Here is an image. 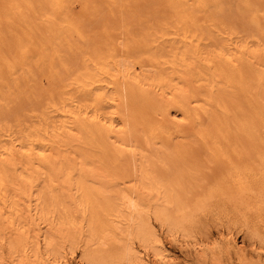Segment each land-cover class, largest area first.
Listing matches in <instances>:
<instances>
[{"label":"bare ground","instance_id":"6f19581e","mask_svg":"<svg viewBox=\"0 0 264 264\" xmlns=\"http://www.w3.org/2000/svg\"><path fill=\"white\" fill-rule=\"evenodd\" d=\"M184 1L170 0V4L165 0L167 4H162H170L169 8L163 6L167 10L165 14L172 13L174 19H170L174 22L169 23L170 15L165 19L163 11L164 21L171 25L159 18L160 25H164L161 27L157 23L160 30L153 31L150 22L153 26L147 25L148 33L151 28L150 34L143 24L144 32L142 35L138 32L139 36L137 31L131 33L129 27L132 25L134 29L142 23L136 21L137 25L129 23L127 26L125 18L119 16L124 15L119 11L124 8L126 0H0V137L3 135L0 138V264H65L60 253L64 243L81 251L83 261L80 264H137L141 254L143 257L151 254L153 264L165 263V255L159 256L156 251L160 241L152 221L170 230L183 231L192 223L194 214L208 203L203 196L202 200H197L201 201L200 204L196 201L192 207L188 205L193 179L198 182L195 183L197 188L204 183L206 176L200 169L201 162L195 161L196 156L191 155L194 147L186 135L179 134L181 124L190 131L194 129L196 137L205 146L212 148L216 143L208 144L207 139L220 137L219 144L227 148L222 150L223 155L220 154L225 175L214 190L210 189L212 196L223 199L236 211L243 210L235 213L254 232L257 229L247 220L246 214L250 212L247 210L252 209L264 221V184L261 185L260 181L264 183V149L252 152L255 158L251 159L247 149L245 151L247 145H244L255 142L264 145V6L259 7L255 0H238L240 10L237 13L247 19H236L245 22L247 27L251 26V30L244 33L243 27L238 29L233 23H227L234 15L231 4L237 0L234 3L230 0L231 4L228 1L231 9L225 14L232 15L229 18V15L222 14L225 12L222 0H192L190 5ZM210 2L214 6L211 7ZM73 3L77 5L78 14L73 11ZM150 4L146 5L152 10ZM162 4L159 3L161 7ZM117 6L119 10L114 9ZM171 6L172 12L168 11ZM214 7L221 9L219 18L224 16L223 20L216 19L218 12L212 11ZM137 8L134 9L136 12ZM103 9L107 18L119 13L121 24H127L123 23L125 27L120 24L124 38L121 40L125 43L113 37V30L117 29L113 23L109 25L106 20L108 24L103 22L104 25H100V19H97L99 24L95 26L96 18L104 17L99 15L103 14L100 13ZM114 10L118 11L115 15ZM150 12L146 13L150 15ZM93 20L95 23L90 26ZM239 20H235L237 25L241 24ZM172 26L174 39L181 35L176 37L180 40L175 41L178 44L168 38ZM150 36L157 38L149 39ZM164 36L172 42L160 38ZM135 38H139L138 41ZM86 44L93 49L89 51L92 52L91 58L86 59L89 52L83 51L86 58L73 62L80 57L77 53ZM128 46L135 50L131 51ZM100 49H104L102 53ZM74 53L78 57H71L74 60L70 58L67 62L69 55ZM64 54H68V59ZM79 54L82 56V52ZM76 62H82L81 68L78 65V69H70L69 66H76L73 64ZM39 63L43 72L60 66L59 74L55 68L52 71L48 80L50 85L66 71V75L63 73L65 78L62 77L68 83L66 85L72 81L70 84L74 88L79 84L82 89H75L76 99L70 96L74 95L73 92L67 95L68 104L73 108L75 105L71 109V113L74 112L71 120L66 117L62 123L57 119L58 124L55 121L49 125L42 120L43 127L36 123L39 127L30 128L22 126L26 121L20 122L23 115L17 109L24 103L21 105L16 100L30 95L27 90L23 92V82L21 90L27 96L18 92L21 91L19 80L27 82L31 94L41 92L39 78L36 79ZM31 65L35 74L30 71L33 69H30ZM46 66L49 69H45ZM32 74L36 75V81ZM43 74L38 75L44 80ZM47 78L45 76V82ZM46 85L49 89V84ZM43 88L45 93L46 86ZM48 92L45 97L51 94ZM58 94L61 100L56 98V105L54 100L48 104V99L44 101L45 105L52 109L54 105L60 107L57 102L62 103L66 94L64 91ZM38 95L32 97L37 101ZM22 96L24 98H20ZM14 100L16 105H13ZM33 100L27 104L31 102V105ZM14 106L19 116L11 108ZM86 107L91 108L94 117L81 116L82 108ZM76 108L83 111L81 117ZM61 110L62 106L58 112ZM12 114L22 118L13 119ZM25 115L28 121L31 120ZM202 120L207 123L197 126ZM18 131L20 136L23 135L20 141ZM171 135H174V142H171ZM175 136L179 137H176L178 142L180 138L186 140L182 139L179 144ZM34 144L37 148L41 145L40 151L36 148L38 152L31 151ZM89 144L95 145L96 153L90 152L92 147L86 152ZM38 184H42L41 189L38 187L40 190ZM89 208L97 209L93 211L95 214L88 212ZM80 210L95 218L87 223L86 230L75 219ZM36 229L40 231L38 235ZM4 249L7 250L6 256Z\"/></svg>","mask_w":264,"mask_h":264},{"label":"rangeland","instance_id":"374dc122","mask_svg":"<svg viewBox=\"0 0 264 264\" xmlns=\"http://www.w3.org/2000/svg\"><path fill=\"white\" fill-rule=\"evenodd\" d=\"M127 2H124L125 3V6H124V8L122 9V10H120L119 12H120V14H122V13H124V15H119L123 20H124V18H125V22H127L128 23V25L125 23V22H123V23H125L127 26H129V23H130V25H131V23H133V25H137L136 24V21H137V23H142V24H138L139 25V27H138V25L136 26V27H134V29H133V26L131 25V27H129V29L132 31L131 33H136V31H137V33L138 32H140L141 33V35H142V33L144 32L143 30L144 29H142V28H145V26L144 25H149L150 24V22H151V24L154 26H152L151 24H150V26L149 27H153L152 29H153V31L154 30H158L159 28H161L162 26H164V25H160L161 23H160V21L162 20V18H163V20L162 21H164V17H165V19H167L168 18V14L170 13V12H168V14L166 15L165 13L167 12V10H166V8H169V6H170V0L168 1L170 4H169V6H167L166 4L168 3L167 2V0H166V2H164L165 0H152V2H154V4L156 3V5H154L152 2H150L149 0H126ZM149 1V2H148ZM157 1V2H156ZM173 1V0H172ZM175 1H177V0H175ZM179 1H184V0H179ZM221 1V0H220ZM224 1V2H223ZM228 1L230 2V4L233 2L234 3V1L235 0H233L232 2L230 1V0H222V2H221V4L223 5V3H225L224 5H223V8L222 9H224L225 8V10H223V11H225L224 13H222V11H221V9H219V8H217V9H219V10H217L215 7H214V9L213 8H211V9H213L212 11H214V13H216L217 14V12H218V15L217 16H215L216 17V19L218 18V19H220V20H223V18H224V16H228V15H226L225 13L227 12L228 13V10L229 9H231V8H229V7H231V5H233V7H232V10L234 11V15L236 16H234L233 15V17H231L230 15L228 16V18L229 17H231V18H229V20H230V22H228L227 21V23H230V24H232V25H235L236 27H238V29L240 28V27H243V29H245L244 30V33H248V31H250L251 30V26L249 27H247V26H245V22H241V20H239V19H236V18H241L242 20H244V21H246V19H247V17L246 18H244L245 16H243L241 13H237V11H239L240 10V8L238 7L239 6V4H238V0H237V3H234V4H231L230 6H229V3H228ZM130 2H134V4H132V3H130ZM160 3V5L162 4V3H166L165 5L164 4H162V7L163 6H167L166 8H164V10H163V8L159 5V3ZM184 2H186V0L184 1ZM255 3H257V5L260 7H262V6H264V0H255L254 1ZM127 3L129 4V5H127ZM150 3H152V5L150 4ZM158 3V4H157ZM192 3V0H187V2H186V4H188V5H190ZM211 3V7L212 6H214V4L212 3V2H210ZM227 3V4H226ZM262 3V4H261ZM74 5V7H73V11H74V13H77V9H76V3H73ZM146 4H150V6H152V10H150V7H148ZM238 4V5H237ZM261 4V5H260ZM143 5V6H142ZM153 5H154V7H153ZM235 5V6H234ZM119 6V5H118ZM118 6L117 7H115L114 9H116V10H119V8H118ZM156 6V7H155ZM220 6V5H219ZM100 7H101V10H102V8H103V6L102 5H100ZM138 7V8H137ZM145 7V8H144ZM222 6H220V8H221ZM228 9H227V8ZM236 7H238V10H237V8ZM136 8L138 9V12H136L135 10H136ZM155 8L157 9V10H155ZM171 9L170 10H168V11H171L172 10V6L170 7ZM234 8H235V10H234ZM135 9V10H134ZM75 10H76V12H75ZM140 10V11H139ZM124 11H126V13L124 12ZM132 11H133V13H134V15H133V13H132ZM150 12V11H152V12H150L151 14H152V17H153V19L152 20H150L151 18H150V15H148L146 12ZM154 11V12H153ZM155 11L157 12V13H159L158 15H157V13H155ZM163 11H164V15H162L163 14ZM211 11V13H213ZM215 11H217V12H215ZM115 12H118V11H115L114 10V15H115ZM127 12H129V14H127ZM141 13V15H136V14H138V13ZM172 12V11H171ZM219 12L220 13H222L224 16H222V18H219L220 16H219ZM230 12V11H229ZM100 13H103V14H99L100 16L102 15V16H104V17H100L99 18V16L96 18V21L98 22H96V24H95V26H98L97 24H99V20H97V19H100V25H104V23L103 22H105V24H108L107 22H109V25H112L111 23H113L114 25L113 26H116L117 27V29H116V31L115 30H113L114 32H115V34H113V37H116V38H119V41L121 40V39H124V38H122L123 37V32L121 33V28H120V26L121 25H123L124 26V24L122 23L121 24V22L119 21V19L121 20V18H119V16H118V14L119 13H117L116 15V17H114V16H109L108 18H107V16L108 15H105L106 13L104 12V9H103V11H101ZM132 13V14H131ZM230 13H232V12H230ZM78 14V13H77ZM216 14H214V15H216ZM240 15V17H238V15ZM136 17L135 19L132 17ZM170 15V14H169ZM171 15H173L172 13H171ZM171 15L169 16V18H168V20H170L169 21V23H171L172 24V22H174L173 20H171V19H174L173 18V16L171 17ZM242 15V16H241ZM129 16V17H128ZM148 18H146V17ZM154 16H157V18L156 17H154ZM159 16V17H158ZM164 16V17H163ZM102 18H104V19H102ZM112 18V19H111ZM113 18H115V19H113ZM119 18V19H118ZM156 18V19H155ZM161 20H160V19ZM171 18V19H170ZM214 18V17H213ZM235 18V19H234ZM244 18V19H243ZM129 19H134L133 21L132 20H129V22H128V20ZM147 19V20H146ZM156 21H155V20ZM233 19V21L234 22H231V20ZM104 20V21H103ZM106 20H107V22H106ZM118 20V21H117ZM146 20V21H145ZM150 20V21H149ZM158 20H160V21H158ZM227 20V19H226ZM225 20V21H226ZM235 20H239L240 21V23L242 24V26H241V24H239V21H238V24L239 25H237L236 23V21ZM147 21H149V23H147ZM158 21V22H157ZM166 22H167V24L168 25H171V24H169L168 23V21L167 20H165ZM163 22V23H166V22ZM172 21V22H171ZM176 21V20H175ZM120 22V23H119ZM88 23H89V21H88ZM93 23V25H94V20H93V22H90V26H91V24ZM101 23H103V24H101ZM145 23H147V24H145ZM157 23H159V25L161 26H157V27H159L158 29H157V27H156V25H158ZM235 23V24H234ZM118 26H117V25ZM121 24V25H120ZM144 24V25H143ZM244 24V25H243ZM174 25H176V23L174 24ZM248 25V24H247ZM126 26V27H127ZM143 26V27H142ZM125 27V26H124ZM97 28V27H96ZM119 28H120V32H118V30H119ZM139 28H141V29H139ZM151 28H149V33H148V26L145 28V30H147V33H148V35L150 34V30H151ZM170 28H174V26H172V27H170ZM169 27H168V29H170ZM170 30V34L172 33V31H174V33H173V35L175 36V30L173 29V30ZM95 30V29H94ZM141 30V31H140ZM160 30V29H159ZM143 31V32H142ZM153 31L151 32V33H153ZM155 31V32H156ZM113 32V33H114ZM119 34H118V33ZM154 32V34H157V32L155 33ZM158 32H160V31H158ZM241 32H243V31H241ZM117 33V34H116ZM139 34V33H138ZM138 34H135V36L137 35V37H138ZM168 34V38H170L171 40H173L174 42L175 41H177V39L181 36L179 33H177V30H176V34H179V35H177V36H179L178 38H176L175 37V39H174V37H173V35L171 34ZM121 35V36H120ZM171 37H170V36ZM139 36H140V34H139ZM167 36V35H166ZM166 36H164V37H160L161 39H163V38H166V40L167 41H170ZM154 37V36H153ZM153 37H149V39H151V38H153ZM155 38H157V37H155ZM155 38H153V39H155ZM137 39H139V38H137ZM136 38L134 39V40H137ZM126 40V39H125ZM156 40V39H155ZM157 40H160L159 39V37H158V39ZM179 40V39H178ZM123 40H121L120 42H122ZM138 41V40H137ZM180 41V40H179ZM124 42V41H123ZM126 42V41H125ZM124 42V43H125ZM170 42H172V41H170ZM178 44V42H175L174 44ZM85 46V45H84ZM83 45H82V47H81V49L79 50V53H81L82 52V56H81V54H79V53H77L80 57H78V56H76V53H74V54H71V55H69V59H68V54H67V56L65 57L66 59H68V60H66L67 62L68 61H70L71 59H73V58H71V57H74V58H76V57H78V58H76V60H74L73 62H75V61H77V59L79 60V61H82L81 60V57H84L85 55H84V53H86V51L87 52H89L92 48L90 47V45H88V44H86V46L84 47ZM128 48L132 51V49H134L133 47H129L128 46ZM85 49V50H84ZM93 50V49H92ZM91 50V51H92ZM104 49H100V51H101V53H102V51H103ZM135 50V49H134ZM83 51H85L84 53H83ZM91 53L92 52H89L87 55H86V57H84V58H86V59H88V58H91L90 56H91ZM103 55V54H102ZM71 58V59H70ZM84 58H82V59H84ZM101 59H103L102 57H101ZM65 60V59H64ZM66 62V63H67ZM72 62H70L69 63V65L71 64ZM77 64H75V63H73L74 65H76V66H69V68L70 69H75L76 70V68L78 69V65H80L79 66V68H81V63L82 62H76ZM56 64H58V63H56ZM68 64V63H67ZM72 64V65H73ZM32 65L34 66V68H36V67H38V68H36L38 71L36 72V70H34V68L32 67ZM31 66H30V69H32V70H30L31 71V73L33 72L34 74H35V72H36V79H38V82L40 83L39 85H41V87L38 85V82H35L39 87H40V90H41V92L39 93V95L37 94L38 93V91H36L35 92V94L36 95H38L40 98H41V100L39 99V97L37 98V101H36V99L34 98V97H32V96H36L35 94H31L29 91V89L30 88H28L27 89V86H28V84H27V82L25 81H21V80H19V83H21V82H23L24 84L23 85H25L24 86V89H25V91H23V90H21L22 88L21 87H23L22 86V83H21V85H20V87L18 86V88H20L19 90H21V91H18V92H20V94H22L24 97H26L28 94H30L29 96L31 97H27V98H25V99H21V100H16L17 102H19V103H21V105L24 103V105H22L21 106V108H18V109H25L24 111H25V113L27 114V116L29 117V119H31V120H29L28 121V119H26L27 117H26V115H25V113H24V111H19L18 109H17V111L18 112H22L21 114L23 115L22 117H23V119H21L20 120V122H22L23 121V123H24V121H26L25 123L26 124H24V125H22V126H27L28 125V127H30V128H34V127H37L38 126V124L40 125V126H42L43 127V125L44 124H41L42 123V120H44L43 121V123L45 122L47 125H49L50 123H55V121H57V123L56 124H58V120L57 119H61L62 121V123L64 122V121H66L65 119H67V118H69V120H71V117L73 118L74 116H72L73 114L72 113H74V112H72L71 113V111L75 108V105H74V108H73V106H70L71 104H68V102H69V99H67V95L69 94V93H74V95L73 94H70V96L71 97H75L76 96V93H75V89L77 88V89H82V84H80V86H81V88L79 87V84H78V82L76 83V84H78V86H76V88H74L73 86H72V84H73V82L71 81V82H69V85H66V84H68V83H66V81H65V79H62V77H64V74H65V72H63V73H61V75H59L58 77H60L61 76V78L59 79L60 81H58V77L56 78L57 79V81L54 83H52V85H50L51 83H50V81H49V83H48V80H50V78L52 77V71L54 70V68L56 69V70H54L55 72H57V71H59L58 70V66L59 65H57V67H54V68H51L50 70H46V72L44 71L43 72V70H42V65H41V63H39L37 66L36 65H34V64H32ZM36 66V67H35ZM49 66V65H48ZM48 66H46V68L45 69H49V67ZM60 67V66H59ZM76 67V68H75ZM42 71V72H41ZM48 71H51L50 73L48 72ZM62 71H64V70H62ZM61 71V72H62ZM39 72H41V73H44L43 74V77H44V80H45V76L47 77L48 76V78H47V80H46V82L41 78L40 79V77L41 76H39L38 74H41V73H39ZM46 73V74H45ZM47 73H48V75H47ZM58 73V72H57ZM52 74V75H51ZM59 74V73H58ZM33 75V74H32ZM45 75V76H44ZM66 75V74H65ZM35 76L33 75V80L34 81H36V79H34L35 78ZM55 76V75H54ZM53 76V77H54ZM67 76H68V74H67ZM72 76H70V78H71ZM65 78V77H64ZM67 78V77H66ZM53 79V78H52ZM55 79V78H54ZM32 80V81H33ZM66 80H69V79H66ZM33 81V82H34ZM53 81H55V80H53ZM61 81H63V82H61ZM30 82H31V80L30 81H28V83H29V86H30ZM60 82V83H59ZM65 82V83H64ZM35 83H31V85L32 86H35ZM46 83L47 84H49V86H51V87H49L48 86V88L50 89H47V85H46ZM70 83H72V84H70ZM75 83V82H74ZM80 83H82V82H80ZM84 84L83 85H85V82H83ZM57 84V85H56ZM66 85L64 88L66 89V90H64V88H63V85ZM36 85V87H37V89L39 90V87ZM46 86V90H45V93L46 92H48L49 94H50V91H51V94L50 95H48V97H45L46 96V94L44 93V89L45 88H43V87H45ZM75 86V85H74ZM87 86V85H86ZM31 87V86H30ZM58 87H60V88H58ZM72 87V88H71ZM83 87H85V86H83ZM35 88V87H34ZM34 88H33V90H34ZM63 90H62V89ZM71 88V89H70ZM36 89V88H35ZM36 89V90H37ZM42 89H43V91H42ZM57 89V90H56ZM67 89H69V90H71V92L69 91V90H67ZM26 90H27V95H25L26 93H24L23 94V92H26ZM29 90V91H28ZM32 90V89H31ZM23 91V92H22ZM35 91V90H34ZM59 91H64V93L66 94V99H64L63 97V99H62V103H58L59 102V100H61V99H59V98H61V96H60V94H58V93H61V92H59ZM32 93H33V91H32ZM54 93V94H53ZM20 94L18 93V95L20 96ZM63 94V93H62ZM61 94V95H62ZM57 95L58 96H60L59 98L57 97ZM20 97V98H24V97ZM50 96H52V98L50 97ZM63 96H65V95H63ZM69 96V95H68ZM19 97H18V99H20ZM33 98L35 99V100H33ZM56 98L57 99H59L58 100V102H57V104H61L60 105V107L62 106V110L60 111V113L58 112L59 110H60V107H55V105H56ZM47 99H48V101L50 102V100H52V103L55 101V105H54V109H52V108H50L49 106H48V104H51V102L49 103L48 102V104H46L45 105V103L47 102ZM74 99H76V97L74 98ZM74 99H72L73 100V102H76L77 103V101L75 100L74 101ZM77 99L79 100V98L77 97ZM14 100V101H15ZM26 102V105H25V102ZM28 100V101H27ZM31 100V102H32V100H33V103L30 105V103L29 104H27V102H29ZM54 100V101H53ZM66 100V101H65ZM67 100H68V102H67ZM15 101V102H16ZM22 101V102H21ZM44 101H46V102H44ZM65 101V102H64ZM17 102L16 103H14L13 102V105H16L17 104ZM71 103H72V101H70ZM35 103V104H34ZM65 103H67L66 105H65ZM42 106H41V105ZM73 104V103H72ZM38 107H37V106ZM53 105V104H52ZM59 105H57V106H59ZM65 105V106H64ZM12 106V105H11ZM19 106H20V104H19ZM24 106H25V108H24ZM29 106V107H28ZM51 106V105H50ZM16 106H14V107H11V108H14L13 109V111L14 112H16V114L18 113L17 111H16V108H15ZM17 107H18V105H17ZM48 107V108H47ZM65 107V108H64ZM80 107H82V106H80ZM79 107V108H80ZM83 107H85V106H83ZM70 109V111L68 112L69 114H67L66 112L68 111V109ZM50 109V110H49ZM57 109H59V110H57ZM67 111H66V110ZM72 109V110H71ZM77 109V108H76ZM81 109V108H80ZM80 109H77V111L76 110H74V111H76L78 114H79V116H80V113H82L83 111V113L81 114V116L82 117H84V118H92V117H94V116H92L91 114H92V110H91V108L89 107H86V109H83L82 108V110L83 111H81ZM30 110V111H29ZM33 110H34V112H33ZM56 110V111H55ZM78 110H80V111H78ZM89 110V111H88ZM12 111V113H14ZM29 113H28V112ZM51 113H50V112ZM56 113H55V112ZM63 111V112H62ZM92 111V112H91ZM31 112H32V114H31ZM46 112V113H45ZM49 112V113H48ZM65 112V113H64ZM52 113H54V115L52 114ZM71 113V114H70ZM76 113V114H77ZM88 114V115H85V114ZM94 113V112H93ZM9 114H11V112L9 113ZM15 114V115H16ZM20 114V115H21ZM47 116H46V115ZM66 116H65V115ZM14 114H12V116H13ZM14 115V116H15ZM31 115H32V117H31ZM35 115H37V116H40V117H36ZM44 117H47V119L46 118H44ZM48 115H50L51 117V119H49V116ZM58 115V116H57ZM68 115V116H67ZM71 115V116H70ZM13 116V117H14ZM17 116H19L18 114H17ZM17 116H15L13 119H19V118H22V117H17ZM25 116V117H24ZM63 118H62V117ZM65 116V117H64ZM80 116V117H81ZM88 116H91V117H88ZM5 117H6V115H5ZM11 117V116H10ZM36 117V118H35ZM67 117V118H66ZM11 118V119H12ZM26 120H25V119ZM39 118H40V120H39ZM56 118V119H55ZM181 118V117H180ZM179 118V119H180ZM11 119L10 120H8V118H7V120L8 121H11ZM12 119V120H13ZM35 119H38V122H36V120ZM51 120L50 122H49V120ZM46 120H48V121H46ZM15 121H18V120H15ZM41 121V122H40ZM52 121H54V122H52ZM13 122V121H12ZM27 122H32L33 124H30L29 125V123H27ZM61 122L59 121V124H61ZM36 123H38V124H36ZM207 122L206 121H201L200 122V125H197V126H204L205 124H206ZM14 124H16V122L14 123ZM186 124V123H185ZM8 125H9V122H8ZM13 125V124H12ZM47 125H45V126H47ZM32 126H34V127H32ZM184 126V127H183ZM182 126V124L180 125V128H181V130H182V132L181 133H179V134H182V135H186V138H187V140L190 142L189 144H191L194 148H191V147H189V149L191 148L192 149V153H191V155H193V156H196V159H198V160H196L195 159V161H198V163H200L201 162V171H202V174L203 175H205L206 177H205V180H204V183L202 182V184L200 183V186L199 187H195L196 185H195V183L197 184L198 182H195L194 181V179H193V181H192V183L191 184H193L194 183V185H193V188H191V187H189V188H191V195H189V193H188V198L190 197V204H188V205H193V204H196V201L198 200V199H200V200H202V198H203V196L206 198V200L208 201V203H206L207 201H205V203H206V207H204V209H201L200 211H197L195 214H194V216H193V221H192V223L191 224H189L188 226H186L185 227V229L183 230V231H181V230H174V229H167L166 227H161L159 224H157V222L155 223V222H153L152 221V227H153V230L156 232V235H157V238L159 239V241H160V243L159 244H157V246H156V251L159 253V256H164L165 255V260H167V261H165V263L163 262V261H160V262H158L159 264H166V262H167V264H264V221H262V219H260L261 217L256 213H253L251 210H247V211H250V212H247V214H246V216L248 217V221H250V225L251 226H253L255 229H257V231L256 232H254L253 230H251V228H249L248 227V225L244 222V221H242L241 220V218L235 213V212H239V211H243V210H241V209H239L238 211H236L235 209H233V207L231 206V205H228L223 199H218L217 197H216V195H215V197L214 196H212V193L210 192L211 190L210 189H212V190H214L216 187H217V183L218 182H221V177L223 176V175H225L224 174V172L225 171H222L223 169V164H222V162H221V158H220V156L221 155H223V154H221L222 153V150H227V148H224V146H222V144L220 143L219 144V142H220V140H221V138L219 137L218 139H219V141H218V139L216 140V138H208L207 139V142H208V144H211L212 145V143L213 144H215V146L214 145H212V148H210V145H204V144H202L201 142L202 141H199L200 139H198L197 137H196V135H195V133L193 132L194 131V129H193V131H190L187 127H186V125H183ZM16 127V126H15ZM14 127V128H15ZM39 127V126H38ZM195 128V127H194ZM28 129V128H27ZM25 130H26V128H25ZM25 130L23 131V133L25 132ZM19 132V131H18ZM17 132V133H18ZM28 133H29V131H28ZM20 134H21V132H19V136H20ZM175 134V133H174ZM16 135V134H15ZM2 137H3V135H1ZM23 136V135H22ZM22 136H20L19 138H18V140L22 137ZM174 135H171L170 136V138H171V142H174V137H173ZM177 136H178V134H177ZM177 136H175V139H176V137ZM180 136V135H179ZM2 137H0V138H2ZM173 137V138H172ZM181 137V136H180ZM218 137V136H217ZM15 138H16V136H15ZM85 138H86V136H85ZM186 138H180V141L183 139V140H186ZM88 139V138H87ZM86 139V140H87ZM177 139H179V137H177ZM177 139L175 140V141H177ZM216 140V141H215ZM20 141V140H19ZM179 141V142H180ZM178 142V141H177ZM178 142V143H179ZM183 142V141H182ZM36 143V142H35ZM39 144H40V142H38ZM177 143V144H178ZM255 143H256V145H255ZM254 144H249L248 145V143H244V145L246 146L247 145V147H245V151H246V149H247V151H246V153L248 154V156L251 158V159H254L255 158V153H254V156L252 155L253 153L252 152H255V151H263V149H264V145L263 144H260L259 142H255ZM42 144V143H41ZM159 144V143H158ZM175 144V143H174ZM180 144V143H179ZM184 144V143H183ZM185 146L187 147V145H188V142H186L185 141ZM24 145V144H23ZM90 146H88L87 145V147L89 148V147H92V149L94 150V148H95V145L94 144H89ZM94 145V146H93ZM258 148H256L255 146ZM260 145V146H259ZM261 145H263V146H261ZM30 146V145H29ZM28 146V147H29ZM34 147H31V151L32 152H34L35 153V151H36V149H39V148H41V145H40V147L38 146V148L37 147H35V144L33 145ZM37 146V145H36ZM177 146H179V145H177ZM185 146H183V147H185ZM249 146V147H248ZM250 146H251V148H252V150H251V148H250ZM253 146V147H252ZM182 147V146H181ZM208 147L210 148V149H208ZM216 147V148H215ZM254 147H255V149L256 150H254ZM34 148H36V149H34ZM85 148V147H84ZM224 148V149H223ZM249 148V149H248ZM261 148H262V150H261ZM87 149V148H86ZM92 149H91V151H90V148L88 149V150H86V152H97L96 150H94V151H92ZM35 150V151H34ZM221 152H220V151ZM39 151H40V149H39ZM211 151V152H210ZM219 153H218V152ZM251 153L250 155H249V152ZM36 152H38V151H36ZM212 152H213V155H214V157L212 156ZM225 153H229L230 151H224ZM210 153V154H209ZM221 154V155H220ZM192 156V157H193ZM252 156H253V158H252ZM173 157H175V156H173ZM191 157V158H192ZM195 158V157H194ZM213 158H215V159H213ZM190 159V158H189ZM189 159H187V160H189ZM250 159V160H251ZM176 161H177V158L175 159ZM191 160H194L193 158L191 159ZM200 161V162H199ZM179 162V161H178ZM254 162H257L256 160L254 161ZM195 163H197V162H195ZM198 163H197V165H198ZM178 164V163H177ZM176 164V166H178ZM219 164V165H218ZM257 165V164H256ZM179 166H181V165H179ZM218 166V167H217ZM222 167V168H221ZM220 169V171H219V169ZM221 172V173H220ZM223 172V173H222ZM196 180V179H195ZM224 180V179H223ZM197 181V180H196ZM261 181V185H263L264 183H263V181L262 180H260ZM259 181V182H260ZM39 185V184H38ZM37 185V188L39 187H41L42 186V184H40L39 186ZM260 185V184H259ZM258 186V185H257ZM38 188V190H40ZM38 191L37 189H36V187L34 188V191ZM33 191V192H34ZM35 191V192H36ZM193 192V193H192ZM210 192V193H209ZM207 193H209V197H208V194ZM216 199V200H215ZM187 200H189V199H187ZM219 201V202H218ZM198 203H199V201H197ZM223 202V203H222ZM200 203H201V201H200ZM199 203V204H200ZM192 207V206H191ZM87 209V208H86ZM92 209V210H91ZM89 208V210H91V211H89L88 210V212H93L94 210H97V209H93V208ZM99 211V210H98ZM97 211V212H98ZM254 211V210H253ZM87 211L86 212H83V211H79L78 212V214H77V217L75 218L76 219V221H79V225H81V226H83V230H86V228H87V223L92 219V220H95V218H94V216L92 215V217L90 216L91 214H89ZM96 212V211H95ZM94 213V212H93ZM99 213H101V215L103 214L102 212H100L99 211ZM95 214V213H94ZM254 214H255V216H254ZM98 216H100V214H97ZM96 215V216H97ZM95 216V217H96ZM97 216V217H98ZM102 216H104V215H102ZM97 217H96V219H97ZM250 217V218H249ZM101 218H103V217H100L99 219H101ZM256 218V219H255ZM259 218V219H258ZM256 220V221H255ZM261 220V221H260ZM261 223H260V222ZM37 231H35V233H37V235L39 234V229H36ZM233 241H235V243L233 244ZM137 245H138V243H137ZM136 249L137 250H139V251H141V248L140 247H136ZM3 252H4V256H6L7 255V250L6 249H4L3 250ZM60 253H61V255L63 256V261H65V264H80V263H82V261L83 260H81V251L80 250H78V249H76L75 247H74V245H68V244H66V243H64L62 246H61V248H60ZM141 254V253H140ZM140 254H138V255H140ZM161 254V255H160ZM141 256V259H138L139 261L137 262V264H153L152 263V258L151 257H149V256H151V254H149V256H145V257H143V254H141L140 255ZM139 256V257H140ZM65 257V258H64ZM143 257V258H142ZM141 260V261H140ZM162 262V263H161ZM157 263V264H158ZM86 264V263H85ZM88 264V263H87Z\"/></svg>","mask_w":264,"mask_h":264}]
</instances>
